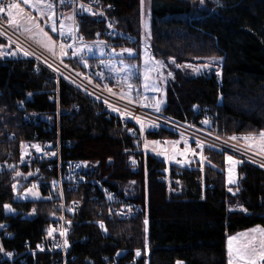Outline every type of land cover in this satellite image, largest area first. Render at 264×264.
<instances>
[{"label": "trees", "instance_id": "1", "mask_svg": "<svg viewBox=\"0 0 264 264\" xmlns=\"http://www.w3.org/2000/svg\"><path fill=\"white\" fill-rule=\"evenodd\" d=\"M1 1L20 4L19 0ZM107 4L114 6L109 15L115 25L114 42L121 52L104 53L120 56L131 47L139 54L140 0H102L103 6ZM151 4V53L158 59H173L175 64L168 67L173 75L166 82L164 96H156L160 111L153 112L230 142L231 137L260 136L264 132V0H204L203 4L200 0H151ZM59 12L54 6L58 31L55 17ZM39 23L42 27L41 20ZM100 26L85 17L80 32L91 42L101 36ZM58 31L50 35L61 44L63 36ZM0 46V163L7 162L0 169V223L8 225V239L1 240L6 253L34 249L50 229L54 233L59 215L50 198L51 187L40 183L33 173L34 163L26 155L28 144L35 140L34 130L42 141L59 142L62 163H82L89 179L126 195L141 208L129 221L106 222V208L94 200L89 187L74 193L70 198L80 203V210L65 213L66 236L81 245H72L69 252L75 261L67 264H90V260L102 264L101 258L113 256H117L116 264H227V239L254 226L264 227L263 170L207 147L204 161L198 157L191 163L193 167L170 173L180 184L177 194L170 193L157 181L163 165L147 144L161 147L159 141H163L165 146L167 140L176 142L175 135L162 128L149 129L142 119L143 131L137 119L121 124L118 114H109L102 103L56 79L51 70L35 64L2 37ZM8 53L15 59L7 60ZM210 58H222L219 75H193L183 65ZM60 63L111 94L115 82L98 67L97 59L79 61L69 55ZM96 70L100 71L97 77L93 76ZM147 94L122 99L137 102ZM18 103L22 109L17 108ZM205 120L208 124L202 123ZM47 127L52 128L49 134L42 131ZM186 155L190 153L183 159ZM227 156L240 162L235 185L225 181ZM32 182H38L41 199L16 200L13 185L20 193ZM55 259L54 255L38 254L34 264H54ZM31 261L28 257L27 264Z\"/></svg>", "mask_w": 264, "mask_h": 264}, {"label": "built area", "instance_id": "2", "mask_svg": "<svg viewBox=\"0 0 264 264\" xmlns=\"http://www.w3.org/2000/svg\"><path fill=\"white\" fill-rule=\"evenodd\" d=\"M51 2L60 10L55 17L57 28L61 29V25H63V28L67 29L69 32V35L67 37H61L59 42L65 46L71 45V47L67 48L69 55L73 59L79 61L85 59V54L77 51V48L81 45L100 44L106 53L119 54L121 52V48L114 42L116 31L114 20L110 16V11L114 9L113 5L107 4L103 6L102 0H63V2H61V0H51ZM81 5H83V7H81ZM0 6L6 8L7 5L0 1ZM36 11L40 13L37 7ZM85 17L93 18L97 23L101 24L100 30H102V37L97 36V39L91 42L86 40L87 37L84 35L85 32L84 34L80 32V27ZM7 20V11L0 13V33L3 34L0 35V37L18 48L24 55L27 52L28 55L26 57L33 60L35 64H41L47 67L53 72L56 79L60 78L67 81L79 91L89 95L95 101L102 103L108 108L109 114L114 112L116 115L118 114V119L121 124L126 125L129 120H135L138 117L150 125L149 129L162 128L170 132L177 137L178 142L176 141V150L178 153L182 152L185 148V142L189 144L190 155L185 156V161L187 162H195L198 157L202 160L205 155L204 149L208 147L228 152L240 159L244 164L264 171V153H258L244 148L193 125L180 124L167 117L157 115L153 112L156 108V97L154 95H145L144 98L147 99H143L144 102H130L97 88L90 82L91 80L81 78L63 64L54 60L26 41L9 26ZM41 22L42 28L47 29L49 24L43 15H41ZM73 53H75V55ZM6 57L7 60L10 61L15 59L12 53H8ZM99 72L100 71L96 70L93 76L95 75L97 77ZM98 83L104 84V81L99 80ZM17 108L22 109V103H18ZM113 109L116 110L114 111ZM24 122L29 126L31 124L27 119H25ZM151 125H155V127ZM51 129V127H47L45 130L42 129V131L45 134H49ZM55 135L56 139H58V129L55 131ZM39 138V133L34 130L33 139L38 140ZM10 140L13 141L14 137L11 136ZM35 140L28 144V152L26 155L29 161L34 163L33 173L37 175V179L40 183H47L51 187L50 198L59 211L58 219H56V223L52 227L54 233L44 237L34 249L26 248L21 253L16 251L7 252L11 253V256H8L3 249V251H0V262L8 264H27L28 257H31V264H34L38 254L46 253L56 257L54 264L73 263L75 258L73 253L69 252V250H71L72 245L75 243L81 245V242L75 241L74 243L72 240H68L66 236L68 231V220L64 215L68 212L76 214L80 210V203L70 198L74 193L89 187L90 191L94 193V200L100 201L106 208L104 214L106 222L129 221L140 213L141 208L138 204L127 200L126 195H120L116 191L89 179L84 174L82 163L78 161L62 163L61 147L58 141L54 144L48 140ZM196 141H200L202 147H197ZM159 144L161 147L164 145L163 141H159ZM156 155L159 162L164 166L161 170L162 175L157 181L164 184L168 192L177 194L180 191V184L170 173L178 172L179 164L182 162V159L177 157L170 162L168 155L162 150L157 151ZM4 167H7V162L0 163V169ZM69 209H71V211H69ZM7 228L8 225L6 223H0V247L1 240L8 239V234L5 233ZM62 231L65 233L63 236L60 235ZM65 242H67V244H65ZM100 261L102 264H116L117 256H113L110 259L101 258ZM89 263L92 264L93 262L90 260ZM261 264H264V262H261Z\"/></svg>", "mask_w": 264, "mask_h": 264}, {"label": "rangeland", "instance_id": "3", "mask_svg": "<svg viewBox=\"0 0 264 264\" xmlns=\"http://www.w3.org/2000/svg\"><path fill=\"white\" fill-rule=\"evenodd\" d=\"M1 1V0H0ZM190 2H197V0H189ZM211 2H216V0H209ZM20 2V12L17 14L14 10V15H18L21 19L17 20L16 24H9L10 27L21 35L26 41L31 43L37 49L41 50L45 54L49 55L51 58L58 62H62V60L69 56L68 48L64 47L61 48L62 44H57L51 38L50 33L55 34L56 31H53L54 22V15L53 9L54 4L51 0H40L37 3V0H33V3L30 5H25L23 0H19ZM46 4H51L52 7L49 10L46 7ZM36 7L40 10V13L36 11ZM41 15L46 18L49 24V32L43 29L40 25ZM23 18H28L31 22H21ZM139 18H140V51L139 54L133 48H127L132 51V55H129L127 51L120 56H113V55H106L104 53V48L99 45H81L77 48L78 52H83L86 54V58H92L98 60V67L104 70L111 76V79L115 82L110 89L111 94L118 96L120 98L132 100L138 97L139 95L146 94L147 95H154L155 97L162 98L164 96V90L166 82L172 79V75L169 76L168 73H172L168 67L169 65H174L173 59H158L155 58L150 50V27H151V18H152V4L151 0H140L139 5ZM42 30V31H41ZM59 29L58 32H60ZM64 37L69 35L67 29L63 28ZM47 33V36L44 35ZM48 37L51 38V43L53 47H45V43L48 40ZM62 52L64 54H62ZM138 58V59H137ZM222 63V58H210V59H201L196 60L193 63H185L183 64L187 68H189L193 75H198L201 72L210 73L215 72L216 74L219 73L220 65ZM207 65L208 67H205ZM148 76L149 79L146 81L145 76ZM218 75V74H217ZM149 84L151 87L146 88L145 85ZM155 89V90H154ZM143 99L145 100L144 96ZM135 100L144 102V100ZM139 126L141 124L139 123ZM148 130V128H147ZM143 134V132H142ZM245 136L236 137V139H231L234 143L250 149L252 151L258 153H264V140L261 139L260 136H249L251 139L245 141L242 139ZM178 142V140H176ZM177 142L172 141H165L166 146L159 147L157 144H147L152 153L158 151L159 149L163 148V151H166V155L170 158L169 161H173V158L179 157L183 158L185 154L190 153V150L187 152L185 148L182 152H177L176 144ZM207 148V147H206ZM189 149V148H188ZM24 152V147H23ZM24 156V155H23ZM204 158L206 156L204 155ZM238 161L236 159H233ZM185 161V160H184ZM182 161V162H184ZM181 166H186L187 168L193 167L189 166L188 162L182 163ZM228 166L226 169L225 174V181L226 184L235 185L237 182V167L240 165V162L237 164H232L231 161L227 160ZM164 167V166H163ZM201 169V167H200ZM231 177V183H229V178ZM38 182H32L27 188H25L20 193L16 192L17 187L15 188V199L18 201H28V200H39L41 199L42 195L40 194L39 189L37 188ZM228 190L234 191L233 188H229ZM235 210L245 212L243 207H236ZM10 210L7 209L6 213L8 214ZM252 229H264L262 226H254L243 231H240L231 237L239 236L240 234L244 233L246 235H250L251 237H255L258 241L260 236L257 232H250ZM230 238V237H229ZM227 239V243L229 241ZM245 237H241L238 240L233 241L232 244V254L230 256L229 253V245L227 244V264L231 259V264H242L236 255L235 249L238 245H240ZM175 264H183L182 261H177Z\"/></svg>", "mask_w": 264, "mask_h": 264}, {"label": "snow or ice", "instance_id": "4", "mask_svg": "<svg viewBox=\"0 0 264 264\" xmlns=\"http://www.w3.org/2000/svg\"><path fill=\"white\" fill-rule=\"evenodd\" d=\"M40 0H37V3H39ZM61 2H63V0H61ZM201 4L204 3V0H200ZM218 2V0H217ZM23 3L25 5H30L32 4V0H23ZM46 7L50 10L52 5L51 4H46ZM81 7H83V5H81ZM14 10L15 12L18 14L20 12V5L18 3H8L6 8L4 6H0V13H4L5 11H7V17H8V23L11 24H16L18 19H21L18 15H14ZM31 22L30 20H28V18H23L21 22ZM63 25H61V31H60V35L63 36L64 32H63ZM53 31H56L55 29V25H53L52 28ZM42 31V30H41ZM0 35H3L2 33H0ZM45 36H47V33H44ZM2 47V46H0ZM45 47H53L52 43H51V38L48 37L47 42L45 43ZM64 47H71V45H61V48L63 49ZM125 51H127L129 53V55H132V51L130 49H126ZM62 54H64L62 52ZM75 55V53H73ZM28 53H25V56H27ZM205 67H208L207 65H205ZM219 75V73H217ZM169 76L172 75V73H168ZM146 81L149 79V77L146 75L145 76ZM146 88L151 87V85L146 84L145 85ZM155 90V89H154ZM147 99V98H145ZM147 106V105H145ZM114 111L116 109H113ZM155 110L157 112L160 111V108L157 106L155 108ZM137 123L141 124V131H143L144 129V123L140 121V119L137 117ZM202 123L204 124H208V121H202ZM152 127H155V125H151ZM260 137L262 140H264V132H261ZM230 139H236V137H231ZM242 139H244L245 141H248L249 139H251V137L249 136H245ZM197 147H202L201 142L200 141H196ZM185 151L187 152L188 146H187V142H185ZM227 160L231 161L232 164H237L239 163L238 161L233 160L232 156H227L226 157ZM17 175H19V173H17ZM231 177L229 178V183H231ZM13 188L15 190L16 185H13ZM111 198V197H110ZM5 209L7 210L9 208L8 205L4 206ZM69 211H71V209H69ZM145 223H147V221H145ZM100 227L103 228L104 225L103 223L100 224ZM250 232H257L260 236V239L257 241L255 237H251L250 235H246L244 233L240 234L239 236H235V237H230L229 241H228V245H229V253L230 256L232 254V244L233 241L240 239L241 237H245V239L243 240V242L238 245L235 249V255L236 257L242 261V264H261V262H264V229H252L250 230ZM49 235H52V230H49ZM60 235H65V233L62 231L60 233ZM65 244H67V242H65ZM39 247V245H38ZM0 251H3L2 247H0ZM8 256H11V253H7ZM137 255H140V252H137ZM229 264H231V259L229 261Z\"/></svg>", "mask_w": 264, "mask_h": 264}, {"label": "crops", "instance_id": "5", "mask_svg": "<svg viewBox=\"0 0 264 264\" xmlns=\"http://www.w3.org/2000/svg\"><path fill=\"white\" fill-rule=\"evenodd\" d=\"M165 146H166V143H165ZM161 150H163V148H161ZM149 151H150L151 153L153 152V150H151V149H150ZM153 154L156 155V151H155ZM227 244H228V243H226V251H227ZM227 263H228V262H227Z\"/></svg>", "mask_w": 264, "mask_h": 264}]
</instances>
